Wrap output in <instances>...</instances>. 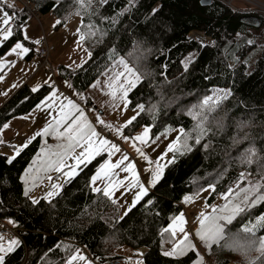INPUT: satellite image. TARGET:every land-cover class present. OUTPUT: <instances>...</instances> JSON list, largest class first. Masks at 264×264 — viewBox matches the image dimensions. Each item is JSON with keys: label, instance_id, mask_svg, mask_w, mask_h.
Wrapping results in <instances>:
<instances>
[{"label": "trees", "instance_id": "1", "mask_svg": "<svg viewBox=\"0 0 264 264\" xmlns=\"http://www.w3.org/2000/svg\"><path fill=\"white\" fill-rule=\"evenodd\" d=\"M26 1L32 3L34 16L52 13L61 22L56 29L74 16L80 18L81 35L88 31L83 25L93 26L96 35H86L82 40L91 53L88 61L74 71L61 66L56 70L78 95L79 103L91 107L87 90L123 57L141 75L128 91V109L138 111L137 105L144 106L136 120L122 129L123 135L131 137L148 125L151 140L164 131L181 129L193 138L188 140L191 149L177 152L175 163L164 169L156 186L122 216L116 204L91 189L90 178L107 154L94 158L86 167L81 165L55 197L40 198L35 204L24 191L31 187L32 192L41 182L43 165L56 158L58 150L47 140L50 147L42 151L38 136L11 164L6 163L8 157L0 155V221L9 223L17 233L13 238L19 241L6 256L5 264H66L69 255L81 249L91 260L106 263L121 260L124 255L120 250L139 248L147 250L141 264H204L205 260L212 264H251L259 256L257 251L242 252L224 241L199 245L194 235V244L184 254L165 256L175 240L163 229L182 211L184 196L210 184L215 191L208 203L218 200L221 214H230L232 207L229 203L225 209L226 201L219 194L234 188L237 182L240 187L262 185L251 199L264 194V178L260 175L264 168V36L246 33L249 27L242 23L245 17H255L259 28H264V15L234 12L220 0H211L204 7L201 0H137L130 6L127 0H92L86 10L80 9L76 0ZM3 9L18 25L24 26L33 17L22 7L12 10L4 5ZM191 32L201 33L211 43L201 45L189 38ZM17 41L30 49L26 56L30 59L33 45L23 40L19 28L0 46V58ZM113 51L115 57L111 56ZM190 56L191 62L185 67ZM215 89H227L229 94L211 111L205 109L207 132L196 144L199 117L193 116V108ZM51 91L49 86L36 91L26 85L19 88L0 107V130L11 118L30 113ZM249 147L256 150L251 164L243 159ZM176 148L180 149L181 143ZM26 170L34 184L22 179ZM261 217L264 200L254 205L249 201V206L236 213L227 231L236 233L252 224L256 237L264 236V225L258 223Z\"/></svg>", "mask_w": 264, "mask_h": 264}, {"label": "snow or ice", "instance_id": "2", "mask_svg": "<svg viewBox=\"0 0 264 264\" xmlns=\"http://www.w3.org/2000/svg\"><path fill=\"white\" fill-rule=\"evenodd\" d=\"M3 2V0H0ZM80 9L86 10L90 7L92 0H76ZM102 2H106V0H102ZM203 3L207 4L208 0H202ZM7 7H12V5H7ZM155 11V10H154ZM79 14V12L77 13ZM57 23H61L57 21ZM83 27L87 28L88 31L86 34H82L80 39H85V36H94L96 32L93 30L92 25H83ZM19 28L21 34L23 35L24 40H29L30 38L27 36L26 29L22 24H17L16 19L13 15H11L8 11L0 8V46H3L6 42L11 40L15 34L16 29ZM35 43H39V41H35ZM251 43V41H249ZM30 51L28 47H25L24 44L20 41H17L8 52L4 55H20L21 57L27 54ZM91 53H89V56ZM111 56L115 57L116 53L111 52ZM191 62V57H188V60L185 62V67H187V63ZM115 67L120 70L115 73V75H109L107 79V87L113 89V94L116 95L118 93L117 98L122 100L123 108L121 111L127 109L128 101L126 97L128 95V91L135 87L136 82L140 81L141 75L139 71L130 66L127 60L123 57H120L115 64ZM100 82L97 81L96 84ZM96 85L94 84L93 87ZM37 89H33L36 91ZM54 94V93H53ZM229 94L225 92L224 95ZM67 99V98H65ZM218 102V100H214L212 96L205 97L203 101H201L198 105L194 106L192 114L194 117H199L196 126V135L194 137V141L196 144L201 143V137L204 136L207 132V129L204 127V121L207 119V111H211L212 107ZM67 105L73 111H65V105L61 103L59 105V111L57 117L54 118L56 127L64 126L65 132L67 135V145L66 151L63 153H59L56 155L55 159H50L46 162L45 167H51L52 170L57 173L63 174L68 179H71L73 174L77 172V169L80 168L81 165L85 167L92 162V160L98 156L107 152L108 159L99 165V168L96 173H94L91 178V186L92 190L96 193L102 194L103 197L107 198L111 203L117 204L119 197L116 196L117 192H120V195L123 196L127 191H131L135 189V195L133 199V206L139 202L143 197L147 196L150 189L155 187L159 180L162 178V173L164 169L171 163H175L176 153L179 151H188L191 149V145L188 144V140L192 137V134L181 129V135L177 138V143H181V148H175L174 144H170L165 153H162L155 161L148 160L150 167L146 170L149 175V180L145 184L141 182L138 174L135 172V166L133 162L129 161V158L126 154H121L119 160L115 163L111 162V157L114 153L121 152V149L111 143L106 138H103L99 133H97L92 129L91 124H85L83 127L77 124V121L84 117V112L80 109L72 100L67 99ZM37 107H40L38 105ZM155 106H153L154 109ZM135 115L129 117L125 122L123 127H127L131 125L133 121L136 120L137 115L144 110L143 105H137ZM97 123L103 124L105 127L112 128L113 126L110 124H105V122L97 116ZM76 125V128L73 127ZM9 127L8 124H4L3 128ZM89 129V131H85V129ZM117 135H123L122 128L117 127L115 129ZM48 132V128H45L38 132L37 136H43ZM150 126L145 125L142 134L137 135L135 137L123 136V138L128 141L131 140L133 144L138 141L141 144H146L147 137L149 136ZM96 139H93V138ZM34 139V137H33ZM31 143L30 139H26L24 143L21 145L14 147L13 155L11 157L6 158V163L11 164L17 156L20 155L23 149L27 148ZM99 145V147H97ZM76 149L80 151L77 153ZM137 151L143 152L141 149L137 148ZM168 152H172L173 155L171 159L167 158ZM71 153V155H69ZM256 155V150L254 147H249L243 154V159L251 164L253 162V157ZM67 159H71L73 161L72 164H68ZM145 159L148 158L145 156ZM127 161V163H125ZM64 169H68V171H64ZM119 169L120 172H131L133 173L132 179H128L127 177H120L119 172L116 171ZM29 175L26 170L25 176L22 177L24 182L27 184V176ZM260 175L264 178V168L260 170ZM50 182L53 181V177H46ZM59 179V177H57ZM244 174H241L240 180L243 181ZM101 181L104 186L99 187L96 186L97 181ZM35 181H33V184ZM262 185L253 184L252 187H240V182H237L235 187H230L227 191L220 193L222 199L226 201V204L223 206L225 209L229 207V203H231L232 211L230 214H221L217 206L213 205V212L209 215L201 214L203 219L201 220V228L204 229V233H197L200 235L202 240H205L209 246L212 244H219L221 241H224L228 247H233L239 251L247 252L249 250H254L259 253L254 260L251 261V264H264V236L256 237L255 234V225L249 224L243 226L238 232L230 233L228 232V225H230L233 221L234 216L237 212L243 211L245 206H249V201L251 205H254L257 201L264 200V194H258L255 196V199H251L254 193H259V189ZM61 185L57 183L51 184V191L46 193V197H51L55 194V189L60 188ZM210 189L215 191L214 185L208 186ZM124 189L123 192L120 190ZM31 187H27L24 191V195L27 197L31 192ZM188 199V198H186ZM32 202L38 203V199H33ZM147 203H151V200H148ZM130 210V209H129ZM10 223H14L13 221H9ZM183 223L182 214L181 217L174 218L173 222L163 229V233H170L171 238H176L177 230L183 233V237L181 240H186L188 237V233L184 232L183 227H180V224ZM261 225H264V217H261L258 221ZM162 233V234H163ZM180 240H176L171 251H165L163 255L165 256H174L176 255V247L175 245L180 243ZM19 245V241L15 238H9L5 240L3 236H0V264H5L6 256L13 252L16 246ZM71 251V250H70ZM184 252V249H181V254ZM199 259V256L197 257ZM77 261H84L87 264V257L80 254L78 251L69 255L66 264H75Z\"/></svg>", "mask_w": 264, "mask_h": 264}, {"label": "rangeland", "instance_id": "3", "mask_svg": "<svg viewBox=\"0 0 264 264\" xmlns=\"http://www.w3.org/2000/svg\"><path fill=\"white\" fill-rule=\"evenodd\" d=\"M136 1L137 0H127L129 6L136 3ZM257 1L264 3V0H257ZM232 3H233V6L237 9L242 10V9L247 8L242 2H240L238 0H234ZM2 5H6V6L12 5V7H8L12 10L19 9L21 7V5L19 3H16L13 0H3V2H0V8H3ZM40 17H42V15H39L37 18H40ZM79 25H80V18L78 16L72 17L69 21H67L64 24L63 28H61L62 31L59 30L60 33H58V35H57L58 38L61 39L62 41H64L65 38L69 39V38L74 37L76 27L78 29V32H80ZM246 33H248L250 35L254 34V35H257L258 37L262 38L264 36V28H259V29H257V31H255L252 28H248L246 30ZM23 40H24V38H23ZM195 40L199 41L200 43L202 42L203 44L208 43V42H206V40L202 36H199L198 38L195 36ZM24 41L27 42V40H24ZM24 46L26 47L25 44H24ZM33 49L35 50V46H33ZM20 57H21L20 55H16V54L8 55L7 57L5 55H3L0 58V69H4L5 65L7 63H9V64H12L10 68H11V70H13L15 68V63L18 61V59ZM190 57L192 58V56H190ZM23 68H24V65H23ZM118 70H119V68L114 67L112 70L108 71V73H105L103 77H101L100 79L98 78L99 79L98 81L100 82L99 84L94 83L96 86L95 87L92 86L89 89L88 96L91 97L92 100L95 102V105L98 107V110L96 111V110H93V109L87 107V109L91 110V113H94L97 116H100V118L105 122V124L112 125L113 126L112 129H113L115 135H117L115 129L117 127H120L123 129L124 128L123 127L124 122L129 117L134 115V113L128 111L127 109L124 111H121V109L123 108L124 102L117 98L118 93L116 95H114L113 89H110L107 87V79H108L109 75H115V73ZM250 71H251V68H249L247 72H250ZM225 92H228V90L227 89H215L212 91L210 96H212L214 98V100L219 101V100H221L227 96V95H224ZM80 106L83 109L86 108V106H84L82 104ZM99 111H102L103 114L102 115L97 114ZM20 117H22V116H20ZM23 118H25V116L22 117V119H18L16 117L14 119L12 118V120L10 122L7 121L5 123V124H8L9 127H7V128L2 127L1 128V130H0V154H3L7 157H11L13 155L14 147H17V146L21 145L22 143H24V141L18 142V140H15L13 145H16V146H12L10 144V141H12V139H14L13 137H14L15 133L13 134V131L16 129L17 125L20 124L19 122L21 120H23ZM25 122L26 121H24L23 124H25ZM86 123L91 124L92 128H93V126L97 128L99 125V123H97V120L94 122H91L89 115L84 114V117L82 119H80L77 124L79 126L83 127ZM143 129H144V127L137 130V132L135 133V135L133 137L142 134ZM91 130H94V129H91ZM85 131H89V129L86 128ZM25 133H27V132H23L22 135L26 136ZM67 135H68V133H67ZM15 136H16V134H15ZM52 136L54 137L53 140H56L57 138H59L58 137L59 134L57 135V131ZM178 136H180V130H175L172 132L164 131L160 135H158L155 139L151 140L150 139V132H149V136L146 138L148 141L146 144H141L137 141L134 145L131 140H129V142L127 144H124V145L115 144L121 149V152L114 153L113 156L111 157V162L115 163L117 160L120 159L121 154H126L129 158V161L133 162V164L135 166V172H136V174H138L139 179L141 180V182L145 183L147 180L146 178H149V175L146 171L150 167L148 160L155 161L157 159V157H159L162 153L166 152V150L170 144H174V146L176 148L178 146V143H177ZM93 139H96V138L94 137ZM108 139H111V137ZM67 143H68V141H65L66 145H67ZM66 145L65 146L63 145L64 147L61 148L62 149L61 152L66 150ZM137 148L142 150L143 155H141V152L137 151ZM79 151H80L79 149H76L77 153ZM104 153L107 154V152H104ZM69 155H71V153ZM98 156H96V157H98ZM145 156L148 158L147 160L145 159ZM171 157H172V152H168L167 158L171 159ZM52 159H55V158H52ZM65 159H66L68 164L73 163V161L71 159H67V157ZM44 161H46V158ZM44 161H42V163ZM125 163H127V161ZM42 169H43L42 172H45V176L41 180V182L35 187V189L30 193L29 198L31 201L33 199L39 200L40 198H45L46 200H50L51 198L55 197L59 193L64 182L68 180V178L65 177L63 174L57 173L56 171L52 170L51 167L46 168L45 165H43ZM64 171L66 172V171H68V169H64ZM116 171L119 172V176H122L124 174V176L127 177L128 179H132V177H133L131 172H128V173L124 172L123 173V172H120L119 169H116ZM76 173L73 174L72 178L76 175ZM47 176L53 177V181L50 182L46 178ZM57 177H59V179H57ZM27 180H28V183L33 184L32 177L27 178ZM53 182L61 185V187L58 189H55V194L53 196L46 197V193L48 191L52 190L51 184ZM96 186L102 187V186H104V184L98 180L96 182ZM91 187H93V186H91ZM120 191L122 192V191H124V189H121ZM135 191H136L135 189H132L131 191H127L123 196H119V200H118L116 206H117L119 214L121 216L124 215L128 211V209H130L133 206V202H130V199L135 195ZM212 191H213L212 189L207 187V188H204L203 190L199 191L198 193H196L194 195L184 196L182 203H181L182 211L179 214H177L174 218L181 217V214H182V219L184 218L185 221L188 220L190 225L194 227V231H193L192 235H188V237L190 236V239L181 240L179 247H178L179 251H181V249H186V248L188 249V247H190L191 245L194 244V240L191 239V238H193V235L196 237V241L199 243V245H206V246L208 245L205 242V240H202L200 238V235H198L197 233H201V234L204 233V229L201 228V220L203 219L201 214L202 213L205 215L211 214L213 212L212 206L215 205L218 207L220 204V202L218 200L212 202V204L208 203V199H209ZM117 193H120V192H117ZM186 198H188V199H186ZM174 218L171 220V223L173 222ZM180 227H182V224H180ZM0 236H2V235H0ZM177 237H180V239H181L183 237V233H181L177 230L176 238ZM208 263H211V262L210 261L207 262L205 260L204 264H208ZM131 264H137V261L132 260ZM232 264H235V263H232Z\"/></svg>", "mask_w": 264, "mask_h": 264}, {"label": "crops", "instance_id": "4", "mask_svg": "<svg viewBox=\"0 0 264 264\" xmlns=\"http://www.w3.org/2000/svg\"><path fill=\"white\" fill-rule=\"evenodd\" d=\"M3 6L4 5H2V7ZM57 21L58 20L52 13L42 15V17L40 18H36L34 16L29 18L27 22L25 23L24 28L26 29L27 36L30 38L29 40H27V42L35 46L33 55L30 57V59H26V56L30 52L29 51L27 54L20 57L18 61L15 63V68L13 70H11L10 68L12 64H9V63L5 65L4 69H0V106L3 105L19 88H21L24 85L28 86L29 89L32 91L34 88L38 90L42 86L52 87L51 93L40 104V107H35L32 110L33 112L31 111L30 113L26 115H22V117L25 116V118H23V120L19 122L20 124H18L16 129L13 131V134L15 133L16 136L14 134V137H13L14 139L10 141V144L12 146H16V145H13L15 140H18V142H21V141L25 142L26 139H30L32 142L35 138L38 137L36 135L38 132H40L41 130L45 128H48V132L45 135L40 136L41 141H42V144H41L42 151L50 147L49 145L46 144V141L50 140L53 146H55V150H58V152L61 153V150H62L61 148L66 145L65 141H67V132H65L64 126L56 127V124L54 121V118L57 117L58 115L59 105L63 103L65 105V111H73L67 105V99H70L80 109L83 110L85 115H87L86 110H85L87 107L83 109L80 106L82 103L78 102L79 100L78 95L75 93V91L72 89V87L70 86L68 82L58 77L56 70L60 66L67 68L69 70H73V71L77 70L84 63L88 61L90 57L89 52L86 50V48L83 45L82 40L80 39L81 32H78L77 27L75 28L74 37L69 38V39L65 38L64 41L59 39L57 35L58 33H60L59 30H61V28H63L64 25L56 29ZM43 39L53 48L52 51L49 53V60H50L51 66L47 68L41 67V58L39 57L38 52H37V46ZM37 40L39 41V43H35V41ZM23 65H24V68H23ZM108 71H106L105 73H108ZM104 74L101 75L99 79L103 77ZM99 79H97L94 83H96ZM94 83L90 86V88L94 85ZM89 89L86 92L87 95H88ZM89 98L92 101L91 103L92 105L89 108L93 109L96 106L95 102L92 100L91 97ZM95 110L96 111L98 110L97 106ZM127 110L130 111L128 109V106H127ZM130 112L134 113V115L136 114V112L134 111H130ZM97 114L102 115L103 112L101 111V113H97ZM22 117L17 116L16 118L22 119ZM14 118L15 117H13V119ZM11 120L12 118L8 122H10ZM24 121H26L25 124H23ZM99 125L104 126L103 124H99ZM73 127L76 128V125H73ZM105 128L113 131L112 128H108V127H105ZM92 129L97 131V128L94 126ZM56 131H57V135L59 134L58 136L59 138H57L56 140H53L54 137L52 135L55 134ZM23 132H27L25 133L26 136L22 135ZM97 133L99 132L97 131ZM123 136L125 135H122V136L115 135L113 131V135L111 139H108V138L106 139L109 140L113 144L124 145V144H127L129 140L126 141L123 138ZM102 137L105 138L104 136ZM97 147H99V145H97ZM0 155H3V154H0ZM107 159H108V155H107L106 160ZM120 177L123 178L125 176L123 174ZM146 179L147 180L145 184L148 182L149 178H146ZM116 196L119 197L121 195L120 193H116ZM133 199H134V196L130 199V202H133ZM182 220H183L182 227L185 232V226L187 224L190 225V223L188 222V220L185 221L184 218ZM5 240H7V238H5ZM174 240L181 241L180 237L174 238ZM179 244L180 243L175 245L176 255L174 256L176 257L184 254L190 248L188 247V249L187 248L184 249V252L181 254V251H179V248H178ZM173 246L170 247L169 251L173 249ZM78 252L82 254V250H79ZM146 252L147 250L145 248H139V249L133 250L132 252H126L125 250H120V253L124 255V257L121 260L128 261L129 264H131L132 260H136L137 264H141V258L145 255ZM75 264H85V262L77 261L75 262ZM87 264H99V263L87 258ZM208 264H212V263H208Z\"/></svg>", "mask_w": 264, "mask_h": 264}, {"label": "built area", "instance_id": "5", "mask_svg": "<svg viewBox=\"0 0 264 264\" xmlns=\"http://www.w3.org/2000/svg\"><path fill=\"white\" fill-rule=\"evenodd\" d=\"M16 3H19L21 5V7L23 9H25L29 14L33 15L32 12V3L26 0H13ZM223 3H225L227 6H229L234 12L237 13H241V14H245V15H253V14H259V15H264V3H261L257 0H238L240 2H242L247 8L246 9H237L233 6V1L234 0H220ZM34 17H38V16H34ZM195 36L198 38L199 36H202L206 42L205 44H210L211 39L208 37H205L204 35H202L199 32H191L189 34V38L194 39L195 40ZM199 40V39H198ZM201 45H205L202 42L200 43ZM52 46H50L44 39L38 44L37 46V52L39 57L41 58V67L43 68H47L51 66L50 60H49V53L52 51ZM86 113L87 115H89L90 117V121L94 122L97 119V115L94 113H91L90 109L86 108ZM97 131L104 136L105 138H110L113 135V131L109 130L107 128H105L102 125H98L97 127ZM194 231V227L187 224L185 226V232L188 233V235H191ZM0 235L4 236L5 238L9 239V238H13V237H17V233L16 231L7 223V222H3L0 221ZM82 250V254L83 256L91 259L88 255V253L84 250ZM99 264H129L128 261L125 260H111L109 262L106 263H99Z\"/></svg>", "mask_w": 264, "mask_h": 264}, {"label": "water", "instance_id": "6", "mask_svg": "<svg viewBox=\"0 0 264 264\" xmlns=\"http://www.w3.org/2000/svg\"><path fill=\"white\" fill-rule=\"evenodd\" d=\"M211 3V0H208L207 4L203 3L202 0L200 1V5L202 7L204 6H208ZM245 26L252 28V29H258L260 27L259 22L256 20L255 17H245L243 22H242ZM94 110L96 109V106L93 108ZM98 113H101V111H99Z\"/></svg>", "mask_w": 264, "mask_h": 264}]
</instances>
